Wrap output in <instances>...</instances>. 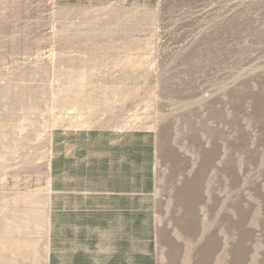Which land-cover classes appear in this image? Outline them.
Masks as SVG:
<instances>
[{"label": "rangeland", "instance_id": "1", "mask_svg": "<svg viewBox=\"0 0 264 264\" xmlns=\"http://www.w3.org/2000/svg\"><path fill=\"white\" fill-rule=\"evenodd\" d=\"M128 129L156 141L151 264H264V0H0V264H49L53 134ZM96 216L62 215L64 264Z\"/></svg>", "mask_w": 264, "mask_h": 264}, {"label": "crops", "instance_id": "2", "mask_svg": "<svg viewBox=\"0 0 264 264\" xmlns=\"http://www.w3.org/2000/svg\"><path fill=\"white\" fill-rule=\"evenodd\" d=\"M68 137L62 132L52 137L49 264H64L65 225L60 218L66 213L97 215L96 226L76 230L78 241L86 228L96 238L93 264H137L144 262L142 256L151 264V247L156 242L152 222L155 138L147 131L131 129L94 130L81 135L80 141H68ZM81 145L83 156L74 157L75 146ZM78 175L86 182L85 188L79 186L82 191L68 183Z\"/></svg>", "mask_w": 264, "mask_h": 264}]
</instances>
